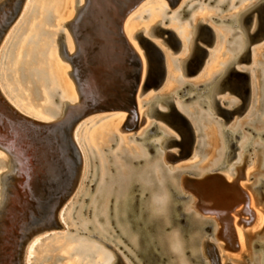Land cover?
I'll return each instance as SVG.
<instances>
[{
    "label": "water",
    "instance_id": "1",
    "mask_svg": "<svg viewBox=\"0 0 264 264\" xmlns=\"http://www.w3.org/2000/svg\"><path fill=\"white\" fill-rule=\"evenodd\" d=\"M141 1L124 0L122 3L117 2L108 17L112 34L122 47L125 58L120 72V75L123 74L126 81L125 91L120 96L115 94L116 99H122L121 101L124 102V108H122L127 113V122L123 128L125 131L134 130L142 123V120L139 123L136 113V94L138 89L139 95L149 90H158L165 81L167 71L164 53L151 40L138 32L136 39L143 50L145 60L143 80L140 83L142 64L137 53L123 36L121 25L127 14ZM166 1L169 7L172 8L181 0ZM24 3L25 0H4L0 2V44L11 26L18 19ZM83 8L84 4L76 7L74 18L66 23L73 39L75 53H77V50L79 51L80 47L82 50H87V53L90 51V47L83 43V45L79 44L80 38L74 35L76 32L75 27H80L85 18L86 11ZM252 12L256 14V23L254 29L250 31ZM215 21L220 20L215 19ZM225 21L222 20L223 23ZM73 26H75L74 29ZM242 26L246 37V46L240 61L249 63L253 44L264 38V4H259L253 11L242 18ZM195 28L196 34L191 41V53L183 61V72L187 76H193L200 71L208 54V48L212 46L215 39L213 31L208 25L198 22ZM79 31L81 32L83 29L79 28ZM151 32L161 38V42L172 50L170 56L181 48V42L172 30L156 24L151 28ZM58 39L59 53L62 59L69 62L71 66L69 76H71L75 86L82 90L83 87L79 86L78 77L74 74L76 66L71 60L73 59V61L76 60L80 63L82 50L80 54H67L60 35ZM84 68L85 65L82 63L81 66L77 67L78 72ZM252 83L250 75L245 70L229 69L226 72V76L221 81L217 93L227 91L228 95L238 99L239 103L231 107V109H227L219 103L218 99L212 97L214 114L220 118L218 122L221 124L226 123L235 114L241 115L244 112L251 100L252 91L255 89V85L253 83V86ZM225 103L223 102V104ZM114 105L108 104V108L113 110L116 108ZM108 108H103L98 103H94L93 99L85 94L79 98L77 104H67L65 112L60 119L42 122L18 112L0 93V151L11 158L15 169L12 176L6 177L3 188L5 192L3 208L0 212V264H24L26 248L34 237L46 230L63 225L58 219L59 211L80 184L83 170L82 154L74 139V134L79 129L80 123L87 116L96 112L110 110ZM150 116L168 126L175 135L165 139L163 151H161L164 160L175 163L191 158L202 134L201 128L195 126L170 101L166 103L165 111L154 108ZM221 131L224 132L225 130L222 129ZM154 133L159 134L161 131L157 130ZM263 135L261 134L260 136L262 137ZM144 139H146V136L142 138V140ZM28 143L30 147L27 146ZM143 144L148 146L146 143ZM144 162L146 161L136 160L132 161L131 165L135 169H141ZM90 163L89 174L85 183L91 180L90 189H92L97 182L98 167L94 166L95 162L91 161ZM242 167L243 165L238 167L237 175L230 182L218 173H211L206 174L201 179L195 176H186L183 179L181 190L169 187L168 207L170 216L168 225L163 224L160 219H153L149 216L146 205L150 202L151 192L149 190L142 192L139 185L131 186L129 190L130 198L128 199L130 200L129 215L126 218L131 217L129 221L130 228L138 235L139 250L141 249L140 254L144 260L149 264H172L171 254L167 248V237L171 229H177L176 231L186 248L199 243L202 245L204 259L208 260L205 264H222L215 241L223 242L224 245L221 247L223 250L236 252L238 247L235 244L232 222L228 212L220 215L217 219L219 231L215 239L212 241L206 238L200 240L201 237H195V231L204 232L206 230L205 225H209L208 227L211 229L213 222L204 220L200 224L199 219L192 212L184 211V205L194 199L195 209L201 215H205L204 212L211 203L206 199L207 195H203V187L201 186L214 180H218L225 188L228 186L237 188L242 197L246 196V191L241 188L239 183L242 178ZM258 182V185L253 187V189L264 187L263 178H259ZM189 187L191 190L187 191L186 189ZM262 197H264V193ZM246 207V202L243 200L240 210L234 216L247 215L248 219L244 221L239 219L237 223L242 222L245 225L250 221L251 216L248 214ZM85 210L86 208H84V212ZM71 214L74 217L73 213ZM88 228L90 227L88 226ZM69 231L67 230V233ZM82 233L76 232L78 235ZM84 234L88 238H95V234ZM49 236L40 239L39 242ZM184 236L186 240L183 239ZM101 242L108 246L105 241L102 240ZM191 258L198 264H202V261L196 256H191ZM115 264L122 263L117 260ZM223 264L230 263L225 262Z\"/></svg>",
    "mask_w": 264,
    "mask_h": 264
},
{
    "label": "bare ground",
    "instance_id": "2",
    "mask_svg": "<svg viewBox=\"0 0 264 264\" xmlns=\"http://www.w3.org/2000/svg\"><path fill=\"white\" fill-rule=\"evenodd\" d=\"M2 1L4 0H0V2ZM28 1L29 0H25L23 8H25L26 3ZM37 1L42 2L41 10L44 11V14L39 20H37L33 24L34 29L31 30V34L26 38H24V40L29 41V44H31V47L27 51H25V49L23 50V54H25L23 57L26 58L24 62L27 65L34 64L36 61L42 60L44 58L43 55L46 53L47 48H49L50 45H51L50 48L51 49L53 48L54 46L53 43L56 42V40H54L51 43V40H49L48 37H51L55 32L44 29L43 26L45 24H50L54 18L57 19L56 22H58L62 14L57 15V10L62 11L66 7L65 6L66 0H37ZM45 1H50L51 4L50 5L43 4ZM123 1L124 0H86L83 8V10L86 11V12L84 11L86 13L84 15L85 18L80 24V27L73 26V29L74 27L76 28V32L74 33V35L77 38H80L81 40V41L79 40V44L81 45L84 44L90 47L89 53H87V50L84 49L82 50L81 47L79 51L77 50L78 54H80L82 50L81 62L85 65V68L79 70V72L77 69L78 80L80 86L83 87V89L81 90V96L86 94L87 96L93 99L94 103H98L101 107L106 109L108 107V104L109 105L116 104L118 108H122L124 106V102L121 101L122 99L119 98L116 99L115 94L118 96L123 95L122 92L125 91L126 81L123 77V74L120 75V72L117 73L116 71H112L113 66H116L119 63L124 64L125 62L124 52L120 44L116 41V38L113 36L112 28L109 26V21H108L110 11L113 10L115 3L117 2L122 3ZM189 1L187 2L189 3ZM205 1L207 0H202V3ZM213 1L208 0V2H213ZM79 2L82 3V0H79ZM187 2L185 3V5L188 4ZM237 4H239V7L242 8L241 10L234 11L232 14H230L231 16L228 19L221 17L222 12L224 11L223 9L225 7H226V12H228L232 10V8H234V6H236ZM259 4H264V0H217L216 1V5L213 8L214 10H217V12H216V18H213V20L214 21L215 19L220 20L217 21L220 23L219 26L220 32H218V36L220 37V41L226 44V49H225L226 51L224 56H226L227 54L228 56L222 59L221 61L216 60V58H218V56H216L213 58L215 60L211 64L207 62L208 61V57H207V60L204 62L205 64H203L200 73H198V75L195 78L186 80L184 79V77H188V76L185 75V73L183 72L184 71L183 61L191 53V41L196 34L195 27L197 24L192 26L191 19L187 22V25L190 24L189 26L191 28L189 31V35H185L184 33L182 35V38L184 39V43L182 45L183 53H184L183 57L180 58L179 61L178 59L176 60L173 59L172 61L174 62V64L175 63L176 64L175 66H172L171 64L172 61L171 62L169 61V59L171 58L168 59V57L165 56L167 74L163 87L164 86L165 88L167 87L168 90L171 88L175 90L173 92L171 91V93L162 96H156V95L151 96V98L147 102L150 105L145 110V114L151 117L150 116L151 111L154 108L161 110L157 105L158 103L166 105V103L170 101L177 108L175 100L178 98V96H184L182 102L183 101L185 102L183 103H186V101L188 100L194 101L189 105L191 107L193 106L195 110L194 111H189V109L186 110L187 115L192 120L194 119L195 121H197V123L203 124L202 128L204 129L205 132L206 130L211 131V128L216 130L214 131L215 133L212 132L209 138L205 133L203 134L205 137H207L206 141L209 140L211 147H218V150L216 151L213 159H210L209 163L207 164L200 163L197 170H190V171L188 170L189 172L186 171L187 173L195 172L194 174L201 175V178H203L208 172L214 171V173H218L225 178L226 175H229L231 173L234 174L233 170L238 169L239 164H241L240 160L244 158L245 153L247 151H250L251 154L254 156L255 152L259 149L262 150L260 156V166L261 169L264 170V141H262L264 135L262 137L260 136L261 134H264V116L260 117L261 116L260 113H257L254 110L255 116L250 120H248V124H246V126L241 127L240 126L241 123L239 122L236 123L233 127H230L229 125L228 127L223 128V130L225 131L222 132V137L219 133L218 124H220V126H223V124L218 122L219 120L213 121L212 119L207 117L208 115H210L212 118H215L213 117V114L215 112L213 108L212 97L216 98L215 94L217 93V89L219 88L221 81L226 76V72L229 69L239 70L236 66L241 62L240 57L242 56L246 46V37L244 36V32H243L242 18H244L251 11H253ZM195 5L196 4H193L189 7V12ZM33 11H34L33 14L34 16H36L38 13H42V11L38 13L36 12V10ZM165 14H167V10L165 9L161 12L150 11L147 16V20L148 22L156 21V23L162 25L163 22L158 21L157 19L158 17H163ZM175 18L176 17H173V19ZM222 20H226L225 23H223ZM28 21L29 19L27 20V22ZM199 22L204 24L202 20H199ZM255 23H256V15L254 14L252 17L250 31L254 29ZM100 24L101 25L103 24L102 25L103 27H100V30L95 28L97 25L99 26ZM135 27H136L135 23L128 24L127 25L128 34L125 37L126 33L121 25V31L126 40L128 39L129 41H131L134 38H136L137 33L134 31ZM36 28L37 31H35ZM79 28L83 29V31L80 32ZM151 28L152 27L148 29L142 28L140 33L145 37H148L149 35L154 36L151 32ZM24 32H26V29L22 28V31L20 32L21 36L25 34ZM43 35H46L47 37V40L45 41L46 43L39 45L38 42L41 36ZM63 36H64L63 38L64 41L68 43L69 39L66 36V34H64ZM94 37L97 38L98 41H100L98 46H95V41L93 40ZM128 40L127 42L130 44ZM36 42L37 45H35ZM92 42H94L93 46H92L93 44ZM154 44L157 45L161 50V47L159 46L158 43H154ZM130 46L133 48V50L137 53V55L140 58L142 64V72H141V81H142L144 75V69H145V60H144L143 51H140L141 47L138 44H136V46L139 51L136 50L135 45L130 44ZM50 48L48 49L47 52L48 63L43 66L37 65V67L35 66V68H31L29 70L30 72L27 71L32 77L38 76L40 80L39 81L40 85H42V81H44L45 85H47L46 83H48L47 85L48 88L47 91L45 92V96H47L48 99L46 105L47 107L55 110L56 114L50 117V119L43 120L42 122H51L60 119V117L65 112L66 105L64 104V102H68L69 104L72 105L77 104L79 102L78 97L73 94L71 86L65 77L67 72H64L63 67L59 66V64L55 62V58L52 57V52H50L51 51ZM68 48L69 51L73 52L72 47L70 45H68ZM77 53L74 52L73 54H77ZM262 55L264 56V54ZM23 57L19 58L17 62L20 63ZM255 59H256V53L253 54V60ZM81 62L79 63V61H76L77 67L82 65ZM259 65L261 66L260 68L257 69L259 72L258 75L262 76V74H264V63H261ZM172 71L177 72L178 75L175 76L170 75V73L172 74ZM205 73L206 75L205 76L203 75L205 80L198 84V81L200 80L199 79L200 76ZM114 81L117 83V85L114 84L116 90L112 92ZM57 90L59 91V104L58 106H55L51 101L50 95L56 93ZM42 93H43V97H45L44 92ZM172 93L175 94V97L172 95ZM255 97L256 99H258V101L256 100L257 103L255 109L258 108L263 112L264 89H262V92H259L257 96L255 95ZM218 100L220 104H223L224 100H220V99ZM113 101H115V103H113ZM237 104L238 103L234 101L229 105V108ZM223 105L227 106L226 104ZM197 108H201V109L198 110ZM106 125L107 124L101 126H106ZM251 125H258L261 128L255 129ZM158 127H159L158 125L156 124L154 125V123H151V128L146 130L145 133L146 139H144V141L146 144H148V151L146 153L137 152L136 154L139 156L138 158L134 157L135 159L133 160V158H131V156L128 155L129 151L127 149H123L121 146H119L116 149L119 157L130 159L132 161H136V159L146 161L144 162V165L141 168L142 171L140 174L137 175L136 170L130 167V165H124L119 161H116L114 165V167L116 168V172H115L116 175H112V176L109 175L110 172H108L106 168H104V166L100 169V184L96 194L94 195V197H92L91 199L92 201L90 204V206L92 207L93 205L95 209L102 201V207L99 211L100 213L98 212L99 215L97 214V216L96 213L95 215H93V224L84 223L81 225L80 228L81 229L80 231L83 233H87L86 228L88 226L95 228L96 232L92 233L95 234L94 239L97 242L103 240L106 243L107 239L115 241L114 240L115 235L112 234L111 232L113 231L112 222H114L116 224L118 232L120 233L119 234L120 238L117 239L114 242V244L119 247L118 250L120 252L123 251L122 256L125 255L126 259L129 260V264H135L134 262H132L131 258L135 259L136 260L135 262L139 260L137 259L136 253H138V250L140 248L137 233H135V235H132L131 233L132 231L129 222L131 220V217H128L129 219L126 218L127 215H129L130 200L128 199L130 198L129 190L131 186L139 185L142 192H146L148 190L151 192L150 202L146 205L149 211V216L153 219H160L163 222V224L168 225L169 216H170V209L168 207V200H169L168 188L170 187L176 190H181V185L183 184L182 182L183 179L185 178L180 176V172L181 171L183 172V170L162 172L160 171V169L157 168L158 165L152 162L153 157L155 155L162 153L161 150L163 149L165 139L170 136L169 134L159 130ZM106 128L108 129V126H106ZM107 129H104L102 127L100 128L97 127L95 128V130H92L90 132L89 140H90V145L93 149L95 147L96 141L104 143L107 142L112 137V135H110ZM157 130L161 131V133L159 134L154 133ZM151 134L156 135V137H153L148 141L147 138ZM160 134H163L164 137L161 138ZM74 139L77 142L76 133L74 134ZM27 146L30 147L29 143L27 144ZM113 156L114 158L117 156L116 152L113 154ZM4 164L6 169H4V171L0 173V212L4 204V192H5L3 189L4 182L6 181V177H8L9 175L12 176L15 170L13 168L12 160L10 157L7 156V160H5ZM104 164L106 165V163ZM83 171L84 168L82 170V175H83ZM107 175L111 177H109L110 180L108 184L105 185L104 179L107 177ZM258 180L259 179H257V181ZM201 187H203L202 188L203 195H207L206 199H208L209 202L211 203L208 209H206V211L204 212V214H206L208 217L201 215L199 211L195 209L194 199L190 200L187 204L184 205V211L192 212L193 215L197 219H199L200 224L201 221L204 220L213 222V227L211 229H209L208 227L209 225L204 226L206 228L204 234L206 235L200 236L201 232L199 231H195L194 233L195 237L197 238L201 237L200 240L206 238L207 240L212 241L215 239V236L219 231L217 224L218 217H220V215H223L225 212H228L230 215V221H232V217H231L232 214L235 212L237 208H239L242 205L243 200H245L246 204L250 205L252 202V197L247 193H245L246 196L244 195V197H242L237 188H233L232 186H228L225 188L224 186H222V184H220L218 180L204 183ZM101 189H104L105 193L102 194L97 199V195H100ZM186 190L187 191L191 190V188L189 187ZM112 200H113L112 213L110 214L109 209ZM82 208L83 205H81L80 212L78 213V215H81ZM110 215H112V220H110ZM100 220H103L102 225L98 224ZM80 221L81 220H79V222ZM258 221H260V219ZM121 222H124L125 224L122 225L120 224ZM248 224H252L251 221L247 222L245 225ZM96 233H99L100 236L97 237ZM110 233L112 234V236H110ZM233 235H236L238 237L237 241L239 246V244H241L242 242L243 232L241 233L239 232L237 234L235 229H233ZM213 236L214 238H212ZM39 240L40 239L35 238L28 244L24 255L25 256L24 264H29V261L33 256L32 252L36 247V245L39 243ZM124 241L127 243L125 244ZM167 241H168L167 248L172 256L171 259L172 264H175V260L178 264H187L186 262L187 253L190 255L191 260H193L191 256H196L199 260L202 261V264L206 263L204 261L205 259L203 256V248L200 243L194 246L187 247L188 252H186V247L184 246V242L180 238L176 230L170 231V234L167 237ZM53 246L52 247L55 248L56 250L58 248H62L63 244L53 245ZM69 251H70L69 252L70 255H78V258H80L79 257L80 255L85 258L88 256L99 257L101 263L103 262V264H115L117 263V260L122 264L124 263L121 257L119 256L118 251H114V256L116 257V260L111 262L110 257L107 256L108 254L103 253L101 247L95 242L87 243L83 240H78L77 244L74 247H72ZM45 256L48 257V259H52L54 261L57 260L56 258L62 257V256H54L47 254ZM78 258L77 260L80 261V259ZM258 259L259 261L257 262V264L264 263L263 256H257L255 257L254 260H258ZM77 260L74 262H77Z\"/></svg>",
    "mask_w": 264,
    "mask_h": 264
},
{
    "label": "rangeland",
    "instance_id": "3",
    "mask_svg": "<svg viewBox=\"0 0 264 264\" xmlns=\"http://www.w3.org/2000/svg\"><path fill=\"white\" fill-rule=\"evenodd\" d=\"M85 1L86 0H82V3H81L79 2V0H66L65 9L62 11L57 10V15L62 14L58 22H56L57 19L54 18L50 24H45L43 26L44 29L55 32L51 37H48V39L51 40V43L54 40H56V42L53 43L54 45L53 48L52 49L50 48L51 45L49 46V48L51 49L50 52H52V57L55 58V62L58 63L59 66L63 67L64 72H67V71L70 72L71 66L69 62H67L66 60H63L62 57L59 55V47H58L59 45L57 42L58 35L63 36L64 34H66L69 41L68 43L66 41L64 42L66 43L67 54H71L72 52L69 51L68 45H70L72 47V50L74 51L73 49L74 43H73L72 36L69 32V29L66 26V23L70 22L74 18L75 13H76V7L81 6L82 4L85 5ZM187 1L189 0H181L177 5L170 8L166 0H142L133 10H131L127 14V16L125 17L122 23V28L125 30V33H126V34L124 33L125 37L128 34V28H127L128 24L135 23L136 27L134 31L136 33L141 32L142 28L148 29L158 24L156 23V21L148 22L147 16L150 11L152 12L160 11L161 12L165 9L168 11V13L165 14L163 17H158L157 19L158 21L163 22L162 25H159V26L165 29L172 30L176 34L177 38L181 42V49H179L172 56H170V54L172 53V50L161 42V38L155 35L152 36L149 34L147 38L151 40L153 43L159 44V46L161 47V51L164 53V56L168 57V59L171 58L169 59L170 62L173 59L175 60L178 59L179 61V59L182 58L184 55L183 47H182L184 43V39L182 38V35L183 33L185 35H189V31L191 28L189 26L190 24L187 25V22L190 19L192 20V23H191L192 26L196 25L197 22H199V20H202L204 24L207 23L206 25H208L212 29L215 35V39L212 43V46L208 48L209 55L207 54L205 61L207 60V57H208L207 62L211 64L215 60L213 58L216 56H218V58H216V60L218 61H221L222 59L226 58L228 56V54L224 56L225 51H226L225 50L226 44L222 43L220 41V37L218 36V32H220V28H219L220 23L213 20V18H216L217 10H214L213 7L216 5L217 0H214L213 2H208L207 0L203 3H202V0H191L189 1V3ZM186 2L188 4L185 5ZM43 4L50 5L51 2L45 1ZM193 4H196V5L191 9L192 12L191 11L187 12L189 10V7ZM41 6H42L41 1L29 0L26 3L25 8L22 9L18 19L11 26V28L9 29V31L7 32V34L5 35V37L3 38L0 44V93L5 98V100L9 99L8 101H10V95H13V94L16 95L17 93H19L17 90L13 89V78H18L21 70L29 71L31 68H34L35 66L37 67V65L43 66L48 63L47 62V59H48L47 52L49 48H47L46 53L43 55L44 58L40 61H36L34 64H28V65L25 64L24 61L26 58L24 57L22 58L20 63L17 62V60L21 58V54L23 50L25 49V51H27L31 47V44L25 45L24 40L16 44L15 42H16L17 35L22 31V28L26 29V32H24L25 34L22 33L24 34L23 36H21L22 38H26L27 36L31 34V30L34 29L33 24L37 20H39L44 14V11L41 10ZM241 9L242 8L239 7V4H237L236 6H234V8H232V10L226 12V7H225L223 9L224 11L222 12L221 17L228 19L231 16L230 14H232L234 11H239ZM33 10H36L37 13L42 11V13H38L36 16H34ZM180 10H183L182 11L183 13L182 12L177 13ZM254 14L255 13H253L251 16L253 17ZM173 17H176V18L173 19ZM28 19L29 21L27 22ZM164 19H166L167 21H165ZM100 25L99 26L97 25L98 27L96 26L95 28L100 30V27H103L102 26L103 24L101 26ZM35 31H37V28L35 29ZM134 39L131 41H129L128 39L127 40L130 42V44L136 46V44H138V41L136 38ZM46 40H47L46 35H43L41 36L38 44L39 45L45 44ZM93 40L96 43L95 46H98L100 41H98V39L95 37L93 38ZM93 45L94 44H92V46ZM141 49L142 48H140V51H143ZM136 50H138L137 46H136ZM10 51H14V55H15L14 58H9L8 54ZM255 53H256V59L253 60V54ZM262 54H264V38L253 44V47L251 48L250 62L249 63L240 62L236 66L239 70L241 68H242L241 70H245V71L247 70L248 74L251 77V83L254 80L253 83L255 85V89L252 91L251 100L248 106L246 107V109L241 115L235 114V116L230 121L226 123L224 122L223 126H220V124L217 123L219 126V133L221 137H222L221 130L225 127H228L229 125L230 127H233L236 123L239 122L241 123L240 124L241 127L246 126V124H248V120H250L251 118L255 116L254 110L257 113H260L261 115L260 117L264 116V111L262 112L258 108L255 109L256 103H257L256 100L258 101L255 95L257 96V94L259 92H262V89H264V74H262V76H259L258 75L259 72L257 70L261 66L259 64L264 63V56ZM122 64L123 63H119L116 66H113L112 71H116L117 73L121 72ZM171 64L172 66H175L176 63L174 64V62L172 61ZM166 70H167V67H166ZM200 71L198 73H200ZM198 73L193 76L184 77V79L186 80L193 79L198 75ZM7 74H8V77H6ZM166 74H167V71H166ZM170 75L175 76V75H178V73L172 71V74L170 73ZM203 75L205 76L206 73L200 76L199 78L200 80L198 81V84L205 80ZM65 77L71 86L73 94L77 96L75 84L71 76L66 74ZM164 82L158 90L156 91L149 90L142 95H139V89H138L137 94H136V113H137V118L139 120V123H141V120H142V123L134 130H129V131L123 130V128L125 127L124 124H126L127 122L126 121L127 113L125 109L118 108L116 104L114 105L116 106L115 109L112 110L111 108L107 107L110 110L96 112L90 116H87L80 123L81 125H79L80 127L76 132V137H77L76 143L78 144V147H80V152L82 154V159H83V168H84L83 175L80 179V184L78 185V187L76 188L72 196L66 201V203L61 208V210L63 209L62 212L61 210L59 211L58 219L60 222L63 223V225L58 228L46 230L34 237V239L35 238L42 239L50 235L49 237L40 241L36 245V247L34 248L32 252L33 256L30 259L29 264H103V262L101 263V260L99 259V257L88 256L85 258L80 255L79 256L80 258H78V255H70L69 250L77 244L78 240H83L87 243H93V242L97 243L101 247L102 252L105 254H108L107 256L110 257L111 262L116 260V257L114 256V251H118L119 256L121 257L123 262L125 264H129V260L126 259L125 255L122 256L123 251L120 252L118 250L119 247L114 244V242L120 238L119 236L120 233L118 232L116 224L114 222H112L113 231L111 232L112 234L115 235L114 237L115 241L107 239L106 244L109 247L104 245L101 241L97 242L94 238H88L84 233L78 235L76 234V232H81L80 228H81V225L84 223L93 224V215H95L96 213V216H97L98 212L100 211L102 207V201L99 203V205L95 209L93 205L92 207L90 206L91 201H92L91 199L96 194L99 184H100V169L104 166V168H106V170L110 172V174L109 173L108 174L112 176V175H116L115 174L116 168L114 167L116 161H119L120 163L124 165H130V167H132L131 165L132 160L119 157V155L117 154L116 149L119 146H121L123 149H127L129 151L128 155L131 156L133 160L139 157L136 154L137 152L146 153L148 151V146H145L143 144L145 143V141L142 140V137L145 136L146 130L151 128V123L158 125L159 130L169 134L170 136H175L172 130L168 128V126H165L160 121H157L155 118L149 117L147 114H145V110L150 105L147 102L151 98V96H155V95L162 96V95L171 93V91L173 92L175 90L173 88L168 90L167 87L166 88L165 86L163 87ZM114 84L116 85L117 83L115 81L113 82L112 92L116 90V87L114 86ZM26 85H30V84L27 82ZM16 87L19 88L20 86L17 85ZM47 88L39 87L38 89L39 91L45 93ZM22 94L28 95L29 90H27L26 88L25 89L23 88ZM172 95L175 97V94L172 93ZM215 96L217 99H220V100L228 101V100L234 99L237 103H239V100L236 99L235 97L229 96L227 91L216 93ZM56 97L59 98V94H57ZM183 99H184V96H178V98L175 100V103L177 105V110L180 111L182 114H184L187 118H189L195 124V126H197L198 124L197 121H195L194 119L192 120L187 115V112H186V110L188 109L189 111L195 110L193 106L191 107L189 105L194 101L188 100L186 101V103H183L182 102ZM11 101L13 100L11 99ZM22 101H24V99H22ZM45 102H46L45 99H40L38 100L37 103L41 105V104H45ZM58 104L59 102L56 100L54 105L58 106ZM230 104L231 103L226 104L227 106L223 104L222 105L223 107L227 109H231V107L229 108ZM157 105L161 110H166V105H163L161 103H158ZM197 109L199 110L201 108H197ZM207 117L212 119L213 121L220 120V118L215 116V114H213V117L215 118H212L210 115H208ZM104 124H107L106 126H108V129L106 128V126H101ZM201 126H203V124H201ZM251 126H253L255 129L261 128L258 125H251ZM97 127L99 128L102 127L104 129H107L110 135H112V137L107 142H104V143L96 141L95 147L93 149L90 145L89 134L92 130H95V128ZM214 131L216 130L213 128H211V131L206 130V132L204 131L203 128L201 129L202 134L199 138V142L195 146L194 153L191 156V158L172 163V162H166L164 160V156L162 155V153H159L153 157L152 162L156 163L158 165L157 168L160 169V171L162 172L177 171V170H180V171L181 170H197L200 163L202 164L209 163V160L213 159L216 151L218 150V147H211L209 140L206 141L207 137L209 138V136H211L212 132ZM204 133L207 135V137L203 135ZM160 135H161L160 136L161 138L164 137L163 134H160ZM153 137H156V135L154 134L149 135L147 140L149 141ZM135 138H138V139H135ZM262 141H264V137ZM115 152L117 156L114 158L113 154ZM261 152L262 150L259 149L255 152L253 156L250 151H247L245 153L244 158L240 160L241 164H239V166L243 165V167H242V178L240 179L239 183H240L241 188H243L246 191L245 193H247L248 195L252 197L251 204L250 205L246 204L248 214H250L251 216L250 221L252 224L244 225L242 222L237 223L239 219L244 221V220H247L248 218H247V215L241 216V217L234 216V214L240 210L241 206L235 210V212L231 216L232 217V221H231L232 227L233 229H235L237 234L239 232L240 233L243 232V238H242L241 244H239L238 246V241H237L238 237L234 235L235 244L238 247V250L236 252H230L228 250H223L221 248L224 245L223 242L215 241V245L217 246L219 250L220 262L222 264L225 262H229L230 264H253V263L257 264L259 259L254 260L255 257L263 256V259H264V245H263L264 243V197H262V194L264 193V187L253 189V187L257 186L259 183L257 179L264 177V170H262L260 166ZM5 160H7V156L3 152L0 151V173L3 172L4 169H6L5 164H4ZM91 161L95 162L96 164H94V166L98 167L97 182L92 187V189H90V185L92 183L91 180L85 183L87 181V176L89 174L88 170H89V165H91L90 163ZM104 163H106V165ZM112 167L114 168L113 170H112ZM132 168L135 169L134 167ZM135 170H136L137 175L140 174L142 171V169L141 170L135 169ZM211 173H214V171L213 172L210 171L207 174H211ZM233 173L234 174L231 173L229 175H226L225 176L226 180L231 181L237 175V169H234ZM109 175H107V177L104 179L105 185L108 184L110 180L109 177L111 176ZM180 176L183 178L186 176H191V177L195 176L198 179L201 178V175H196L194 173H187L185 171L180 173ZM90 190L92 191L90 192ZM89 192L90 194H88ZM104 193H105L104 189H101V193L100 195H97V199ZM85 199L87 200L85 201ZM81 205H83L82 213L81 215H78V213L80 212ZM112 205H113V200L110 203V209H109L110 214L112 213ZM84 208H86L85 212H84ZM71 213H73L74 217H72ZM203 216L208 217L206 214ZM254 217H255V220H254ZM259 219L260 221H258ZM79 220L81 221L79 222ZM110 220H112V215H110ZM98 224L102 225L103 220H100ZM120 224L123 225L125 223L121 222ZM86 229H87L86 232L88 234H92L96 232L95 228L93 227H90V228L87 227ZM67 230H70V231L67 233ZM173 230L175 231L177 229H171V231ZM131 231H132L131 232L132 235H135L136 232L133 229H131ZM112 234L110 233V236H112ZM203 235H206V234H204V232H201L200 236H203ZM96 236L99 237L100 234L96 233ZM183 239L186 240V237H184ZM126 243L127 242H125V244ZM59 244H63L62 248H58L55 250V248H53L54 247L53 245H59ZM49 249L50 250L53 249L51 250L52 252ZM259 251L261 252V254ZM140 252H141V249L139 250L138 253H136L137 259H139L137 260L138 263L135 262L136 261L135 259L131 258L132 262H134L135 264H149L141 256ZM186 252H188L187 248H186ZM46 254L54 255V256H62V257L56 258L57 260L54 261L52 259H48V257L45 256ZM77 258L80 259V261H78ZM171 259H172V256H171ZM76 260L77 262H74ZM204 261L208 262V260H204ZM186 262L187 264H196V262L190 259V255L188 253L186 254ZM175 264H178L176 260H175Z\"/></svg>",
    "mask_w": 264,
    "mask_h": 264
},
{
    "label": "flooded vegetation",
    "instance_id": "4",
    "mask_svg": "<svg viewBox=\"0 0 264 264\" xmlns=\"http://www.w3.org/2000/svg\"><path fill=\"white\" fill-rule=\"evenodd\" d=\"M61 36V39L64 43V46H65V49H66V52H67V48H66V43L64 42V39H63V36ZM24 38L22 39L21 38V33H19L17 35V38H16V44L17 43H20L21 41H23ZM38 42V41H37ZM37 42L35 43V45H37ZM57 42H58V45H59V39H57ZM24 44L27 45L29 44V41L27 40H24ZM157 46V45H156ZM59 47V46H58ZM158 47V46H157ZM159 48V47H158ZM73 49L74 51L71 53L73 54L75 52V48L73 46ZM23 57L25 54H21ZM60 55V53H59ZM75 55V54H74ZM73 55V56H74ZM9 58H14V51H10L9 54H8ZM61 56V55H60ZM35 58V57H34ZM72 62H74L73 64H75V66L77 67V63L76 61H73V59H71ZM75 67V68H76ZM35 68V67H34ZM18 69V68H17ZM76 72H74V74L76 75V77H78L77 75V68L74 69ZM30 72V71H28ZM27 71L25 70H21L18 78H13V89L14 90H17L19 93H17L16 95L13 94V95H10V101L6 100L12 107H14L18 112H20L21 114L23 115H26L32 119H35V120H38V121H43V120H46V119H50V117H52L54 114H56V111L47 107L46 103L48 101L47 99V96H45V93H44V96L43 97V93L41 91H39V87H46L47 88V85L48 83H46L47 85L44 84V81H42V85H40L39 83V78L38 76L36 77H32L30 76V74L28 73ZM70 72L67 71V75H69ZM6 77H8V74L6 75ZM46 81V80H45ZM29 83L30 85H26V83ZM39 84V85H38ZM79 86H80V83L78 82ZM19 85L20 87L17 88L16 86ZM23 88L29 90V94L28 95H24L22 94V90ZM76 88V94H77V97L78 99L81 97V90L80 88ZM75 90V89H74ZM47 91V90H46ZM59 94V91L57 90L56 93L50 95L51 96V101L53 102V104L55 103V101L57 100L59 102V98L56 97V95ZM29 96V97H28ZM19 97V98H18ZM49 97V96H48ZM5 99V98H4ZM11 99L13 101H11ZM22 99H24V101H22ZM40 99H45L46 102L45 104H38V100ZM56 99V100H55ZM219 101V100H218ZM235 100H224V102H226L225 104H228V103H233ZM65 105H72V104H69L68 102H64ZM56 106V105H55ZM233 107V106H232ZM197 126L199 128L202 129V126L200 123L197 124ZM183 171H188V170H183ZM190 171V170H189ZM188 171V172H189ZM182 172V171H181ZM180 172V173H181ZM195 173V172H193ZM195 262V261H194ZM196 264H198L196 262Z\"/></svg>",
    "mask_w": 264,
    "mask_h": 264
}]
</instances>
